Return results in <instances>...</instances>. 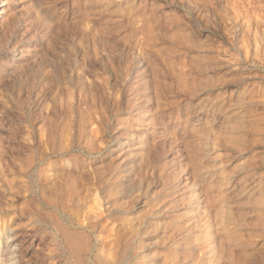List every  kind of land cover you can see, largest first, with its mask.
<instances>
[{
  "label": "rangeland",
  "instance_id": "374dc122",
  "mask_svg": "<svg viewBox=\"0 0 264 264\" xmlns=\"http://www.w3.org/2000/svg\"><path fill=\"white\" fill-rule=\"evenodd\" d=\"M1 10L2 263L264 264V0Z\"/></svg>",
  "mask_w": 264,
  "mask_h": 264
},
{
  "label": "bare ground",
  "instance_id": "6f19581e",
  "mask_svg": "<svg viewBox=\"0 0 264 264\" xmlns=\"http://www.w3.org/2000/svg\"><path fill=\"white\" fill-rule=\"evenodd\" d=\"M0 3H1V0H0ZM4 11L5 10H1L0 15H2L4 13ZM143 116H144V114H143ZM126 143L128 145H132V147L130 148L131 150H136L137 147L133 146L132 142H126ZM8 217L13 223L15 222L14 221V214H12L10 212L8 214ZM20 232H21V228H16V226L7 231L6 238H7V243H8V247L10 250V256H7V258L4 259V262L6 264H26V262L28 260V259H25V255H24L25 250L23 249V244L20 240V237H21L20 235L22 233H20ZM0 264H4V263H2V261H0Z\"/></svg>",
  "mask_w": 264,
  "mask_h": 264
}]
</instances>
